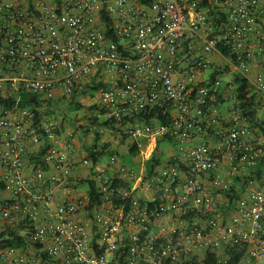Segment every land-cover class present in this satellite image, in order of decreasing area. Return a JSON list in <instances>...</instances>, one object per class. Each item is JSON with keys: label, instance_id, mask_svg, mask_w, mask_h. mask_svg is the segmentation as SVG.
<instances>
[{"label": "built area", "instance_id": "built-area-1", "mask_svg": "<svg viewBox=\"0 0 264 264\" xmlns=\"http://www.w3.org/2000/svg\"><path fill=\"white\" fill-rule=\"evenodd\" d=\"M236 77L264 110V0H0V264H264V170L217 212L264 157ZM98 84L119 145L75 160L44 111Z\"/></svg>", "mask_w": 264, "mask_h": 264}, {"label": "rangeland", "instance_id": "rangeland-1", "mask_svg": "<svg viewBox=\"0 0 264 264\" xmlns=\"http://www.w3.org/2000/svg\"><path fill=\"white\" fill-rule=\"evenodd\" d=\"M208 73V72H207ZM93 86V85H92ZM91 85L83 87L82 91L77 93V97L72 101H64L58 105L52 103L50 108L45 112L46 116L53 121L60 122L63 125L64 134L70 136L73 140V144L78 147L81 154L85 153V147H89L95 139H98V147L107 145L106 151L116 149L119 145V139L115 137L113 132L105 131L103 124L104 116L99 114L98 110L89 111V107L97 105L98 93L93 90ZM75 102L77 104H75ZM256 123L261 125L262 129L253 127L252 124ZM251 129L253 133L254 143H261L264 147V110L258 109L255 112ZM108 127V126H106ZM179 146H187V144H181L176 141L161 140L159 141V149L157 150V156L162 162L168 160L169 154L176 156L177 148ZM122 158L128 166H136L133 159H129V155L124 152L121 153ZM244 184H238V193H240ZM86 190V188H84ZM220 207L217 212H223L221 207L226 205L225 196L219 195ZM0 232H2L0 230Z\"/></svg>", "mask_w": 264, "mask_h": 264}, {"label": "trees", "instance_id": "trees-1", "mask_svg": "<svg viewBox=\"0 0 264 264\" xmlns=\"http://www.w3.org/2000/svg\"><path fill=\"white\" fill-rule=\"evenodd\" d=\"M235 82L238 85V90H239V98L243 101V106L247 111L248 117L250 122L253 123V119H254V115L255 112L262 107V103L260 100H256L255 97L249 96V87L247 86V84L244 82V80L239 79L238 77L235 78ZM99 84L98 85H93L91 88L93 90H97L99 88ZM21 100L19 101V106L20 107H28L30 108L36 115H39L41 112V103L40 101H38L35 97L33 96H29L28 94H21ZM77 97V93H74L73 96L71 97V100L74 101V99ZM14 101H3L0 100V106L4 107V106H9L11 104H13ZM60 103V102H59ZM58 102H55V104H59ZM52 104V103H50ZM75 104H77L75 102ZM94 110H98L99 114H101L102 116H104V110L100 109L99 107L92 105L89 107V111H94ZM47 111V110H46ZM44 111V113L46 112ZM103 124L104 126H108L111 127L112 123L111 121H109L108 119L104 118L103 120ZM253 127L258 126L256 123H253L252 125ZM261 126V125H260ZM98 139H95L94 141H92L91 145L89 147H85V153L88 157L94 158L98 155H103L106 149L108 148L107 145H102L101 147H98L97 144ZM159 149V142L157 143V147H156V151ZM155 151V152H156ZM115 152V151H112ZM130 154H129V159L131 158H135L139 155L137 149L132 146L130 148ZM124 160V159H123ZM162 161L160 160V158L154 153L151 161L149 163H153V164H160ZM264 170V157L260 158V160L258 161L256 167L254 169H252V171H250L248 173V175H244L240 178L236 179V182L238 184H244L246 182L247 179H257L261 176L262 172ZM237 184V185H238ZM238 191L236 190L235 187H232L231 190L229 192H225L224 196L226 199V205L221 207V210L223 212H228L231 208H233L235 201L237 199V193ZM23 229V226H13V227H8L6 228L4 231L0 232V247L4 246V245H13V246H21L24 242H25V234L20 233V231ZM207 264H214L213 262V258L212 256H208L207 259Z\"/></svg>", "mask_w": 264, "mask_h": 264}, {"label": "crops", "instance_id": "crops-1", "mask_svg": "<svg viewBox=\"0 0 264 264\" xmlns=\"http://www.w3.org/2000/svg\"><path fill=\"white\" fill-rule=\"evenodd\" d=\"M220 112H221V114H222V117H223V119H226L227 118V106L226 105H221L220 106ZM253 125V124H252ZM256 128H258V129H262V127L260 126V125H258V126H256ZM63 136H67L66 134H64V131H63ZM202 140L201 139H199V138H196V139H194L193 140V142L191 143V145H195V144H199L200 142H201ZM107 150V149H106ZM115 150V149H114ZM72 155H73V157H74V159L75 160H79L80 158H82V157H84V156H86V153H84V154H81L80 152H79V150H78V147L76 146V145H74L73 144V142H72ZM36 161V160H35ZM224 167V164L222 165V168ZM81 173H84L83 171H76V175L77 174H81ZM216 174H223V171H221L220 169L219 170H216V172H215ZM203 181H204V184L206 185V186H208L209 185V182H208V179L206 178V177H204V179H203ZM84 188L85 187H80V188H76V191L77 192H86L85 190H84ZM11 198V196L8 194V193H6L5 191H3V190H1V188H0V201H4V200H9ZM2 231V230H1Z\"/></svg>", "mask_w": 264, "mask_h": 264}]
</instances>
